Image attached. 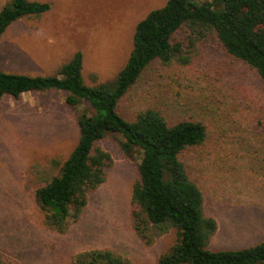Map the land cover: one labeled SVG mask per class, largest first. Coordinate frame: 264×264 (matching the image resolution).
<instances>
[{
	"label": "rangeland",
	"instance_id": "obj_1",
	"mask_svg": "<svg viewBox=\"0 0 264 264\" xmlns=\"http://www.w3.org/2000/svg\"><path fill=\"white\" fill-rule=\"evenodd\" d=\"M9 1L0 0V9ZM41 1L51 3L48 12L15 21L2 36L0 69L53 75L81 51L84 80L96 85L116 80L138 23L169 0ZM178 39L187 59L153 62L118 111L131 119L153 108L170 121L192 118L207 124L208 139L181 159L204 193L206 214L218 222L209 247H250L264 240L263 82L216 36L190 43L181 32ZM66 97L65 91L46 90L2 99L0 251L11 264H71L75 254L96 248L136 264H158L171 252L176 235L170 232L148 245L134 230L131 198L140 161L123 152L119 133L108 132L98 143L113 162L106 181L89 194L81 218L63 233L45 225L36 190L47 172L59 173L79 141V117L90 108L86 102L73 107Z\"/></svg>",
	"mask_w": 264,
	"mask_h": 264
},
{
	"label": "trees",
	"instance_id": "obj_2",
	"mask_svg": "<svg viewBox=\"0 0 264 264\" xmlns=\"http://www.w3.org/2000/svg\"><path fill=\"white\" fill-rule=\"evenodd\" d=\"M51 7L47 1L10 0L0 9V40L15 21L40 18ZM181 32L190 43L216 36L230 55L258 73L264 89V0H169L138 23L133 48L115 81L87 84L83 53L77 51L53 75L0 69V105L5 96L19 99L46 90L67 92L66 102L73 107L90 105L79 117L77 145L59 173L47 172L36 190L50 229L66 232L81 218L89 194L106 181L113 162L98 143L106 133L116 132L123 136V152L140 161L131 198L134 230L148 245L170 232L176 235L171 252L162 254L158 264H264V240L237 250L209 247L218 222L206 214L204 193L181 159L208 139L207 124L192 118L170 121L153 108L131 119L118 111L121 99L153 62L187 59L178 39ZM0 264H11L1 251ZM71 264L136 263L111 249L96 248L75 254Z\"/></svg>",
	"mask_w": 264,
	"mask_h": 264
}]
</instances>
